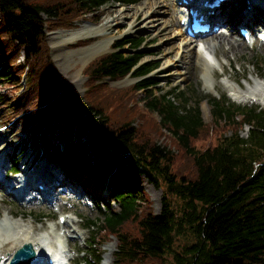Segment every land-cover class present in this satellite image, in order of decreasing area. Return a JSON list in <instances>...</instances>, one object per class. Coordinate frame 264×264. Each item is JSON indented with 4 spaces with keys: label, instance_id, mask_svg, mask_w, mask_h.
<instances>
[{
    "label": "trees",
    "instance_id": "obj_1",
    "mask_svg": "<svg viewBox=\"0 0 264 264\" xmlns=\"http://www.w3.org/2000/svg\"><path fill=\"white\" fill-rule=\"evenodd\" d=\"M108 1L134 0H0L2 121L18 119V133L27 142L42 138L55 161L67 153L103 176L106 165L85 138L74 136L79 122L98 145L112 147L120 162L163 187L155 211L134 178L132 188L116 183L119 208L86 218L92 232L77 264H102V244L113 234L111 264H264V108L222 92L207 97L205 117L200 99L191 100L186 89L157 95L149 73L158 63L141 59L142 35L117 39L84 64L86 107H80L50 55L46 30L72 26L89 12L100 19ZM128 74L138 78L122 85L105 79ZM63 136L69 137L65 149ZM18 164L19 158L13 167Z\"/></svg>",
    "mask_w": 264,
    "mask_h": 264
},
{
    "label": "rangeland",
    "instance_id": "obj_2",
    "mask_svg": "<svg viewBox=\"0 0 264 264\" xmlns=\"http://www.w3.org/2000/svg\"><path fill=\"white\" fill-rule=\"evenodd\" d=\"M145 1L146 0H134L132 2L108 1L105 12L101 15L100 19H94V17H92L91 13L89 12L88 14H85L82 17L74 19L75 23H73V25L69 27L77 26L83 20L99 22L106 18L111 19L120 12L129 11L130 14H127L124 17V23H115L109 27L110 32H121V34L114 38L110 48H108L107 50L113 49V43L117 39H121L126 35L144 36L145 39L140 45V50L144 52L141 59L158 63V65L154 67L149 73V76H152L155 80L154 85L149 86H151V88L155 91L157 95H160L165 90L170 89L171 87L173 90L176 91H178L179 89H186L187 94L190 95L191 100H194L195 98L200 99L203 115L205 117H208L210 111V103L208 102L207 97L209 95L220 96L222 92H226V94L231 99L237 102L257 103L259 104V106L264 108V94L256 93V99L252 97L254 95H251V92H247V96H244L241 93L240 95L236 96V91L229 85L232 84V87H239V91L242 92L248 90L250 86H253L255 84V79L256 81L260 82L261 85H264V63H262L261 61L264 56V42H260L257 38V35L255 40L253 41H245V43L241 41L243 42V47L241 49H236L234 52L227 48L228 44L226 42H223L222 47L228 50L227 54H223L220 51H214L212 46H209L208 48L204 47L201 39L206 40L208 36L211 35L207 33L209 32V30L205 31L199 35L198 44L196 42V46L201 45V47L204 48L203 52L205 55V57L202 58L198 56H196L197 58H193L194 60L198 59L196 60L198 64L191 65V61L189 62L188 54L183 59V61L178 60L177 64L165 66L169 63L165 61L166 57H162L161 55L163 49L165 50V47L166 45H168V43L159 44V41L161 40V36L159 35H154L150 37L151 34L153 35L155 33L156 29L150 31V29H145L144 27H142V23L144 22V20H142V13L136 16L133 15V17L131 15V11H134L136 7L141 6ZM165 1H167L169 5H164V7L168 8V11L164 13V16L167 17V19H170L171 15L174 14L176 10H174V7L172 5L170 6V3L172 2L171 0ZM229 1H232V4H234L232 7H230V10L228 11L229 15L235 17L238 16L235 20H240L242 18V14L241 10L237 7L240 6V4L236 6L237 8L235 11L233 8L235 4L237 2H240L241 0H228V2ZM227 9H229V6ZM255 17L256 14H253L252 18L254 19ZM261 17H264L263 10L261 12ZM1 18L2 17L0 13V20ZM175 18L178 19V16H175ZM130 19H133L134 25L132 27V30L126 31V26L130 24ZM234 22L235 21L232 20L231 26L229 24L228 28H222L225 29L227 32H232L233 36L237 38L236 36H240L238 35V30ZM69 27H49L46 30V38L48 40L49 46L51 47V50L49 51L50 55L51 57L53 56V60L57 68L62 72L64 78L71 82L76 92V97L79 106L85 108V89L88 85V75L84 74L83 69L84 64L90 58H92L94 54L86 58V51L82 52L80 48L88 45L95 37H81L87 38L88 40H85L84 42H77V40L80 39V37H78L77 40L70 41L68 44L62 43L55 46L54 43H52L55 37L51 32L60 28ZM178 28V22H176L172 25L171 30H177ZM182 38H184L183 35H177L175 36V38L172 37V40H174L175 43H178L182 40ZM189 46L188 48H191V46ZM123 48H125L126 50H132V47L128 45H125ZM23 58L24 53L22 52L19 56V60H23ZM78 58L79 60L76 61V59ZM203 59L204 62L206 61L209 64H213L214 67H206L207 65H204L203 62L201 63V60ZM170 70L172 71L169 72ZM204 73H208L209 76L208 74H206L205 76ZM25 78L27 81V77L24 76L21 80V83L19 82L20 88L24 86ZM136 78L138 77L134 76L133 74H128L124 77H119L116 79L105 77V79L109 81L108 83L118 85L131 82ZM208 83L211 84V87L208 86ZM145 89L146 88L140 89V92L145 93ZM175 100L178 101V98L176 96ZM17 120L18 119H16L15 122L2 121V113H0V133H2L4 136V139L3 141H1L0 145L3 143L1 147L5 151L2 152V162L4 165L7 166V163H9L8 157H10L11 154L12 156H15V154L18 153L20 158L19 166L20 168H22L21 171L10 174V177L19 176V178L21 179L23 178V174L25 173L26 178H28L31 176V172H34L35 178L42 179L44 175L40 173V171L52 172L54 174L59 175L63 171L62 167L59 165L61 163L63 167L67 168V170L72 173V175L74 174L78 176V178H82L83 180H85V182L89 184L92 183L95 186L96 191L99 193L97 195L98 197L95 194V197L90 196V198L93 200L92 203H88L82 200L81 198L76 197L69 189H65V182L68 179L67 176H64L61 181H59L61 183L58 185V187L57 180H59V176H56V180L54 181V183H52V188L54 189L52 193L57 196V203H55V201L50 202L47 199L43 198L38 189H32L31 187L29 195L33 196L29 201H25L24 203L19 202L13 194L7 193L2 190L3 195L0 194V222L3 221L5 223L6 220V223L21 222L23 224H32L34 227L38 228L42 234L49 236L51 244H54L57 241L58 237H60V235L64 233V231L62 230L67 231L66 236H64L66 238L63 239L65 241V245L68 248L67 256L72 261V264H74L76 257H81V254L79 253L80 248H85L87 246V242L92 232L87 226H85L84 221L86 220V218L90 217L97 219V215L101 213V209H105L107 208V206H110V208L113 209L119 208V203L115 200L113 194L115 186L128 184L132 188L133 182H131L130 179L134 178L136 182L141 184L149 193V197L152 201L154 210L158 211L160 209L163 187L155 185L153 182L149 181L144 175V173L133 168L131 165L120 162L112 147L98 145L94 140L89 137L87 129L81 123H76L74 136L85 138L89 147L88 149L92 152V155L97 158L99 163L106 165L107 172L103 176H100V170L98 168L89 169L87 165L82 163L80 160L78 161L76 157L70 156L67 153L65 154V151L63 153L65 154V156L61 157L62 161H55L51 155L46 153L44 148L46 144L42 138L39 141L32 140L27 142L29 136L26 138L24 134L21 136V133H18ZM248 128L249 125L246 124L241 130V133L244 135L247 134ZM68 139V136H63L59 138V143L61 147H63V149H65V145ZM159 141L163 143L165 141V137L159 138ZM103 147H108L114 152L113 154L111 151H109L104 155L106 161L102 158L103 153L101 148ZM34 153H36V159L33 160L34 162H31ZM37 161L38 166H36ZM27 165H29V167H27ZM117 166L121 167L116 169ZM69 179L78 181L77 179L73 178ZM116 183H118V185H116ZM85 188L86 191H88L87 184L85 185ZM24 194H26L27 196V190L24 192ZM60 212L65 213L66 216L67 214L72 215V217L74 216L75 224L73 226L64 227L63 224L61 225L60 223H58V214ZM57 223L59 225H57ZM73 229H76L77 232H73ZM50 230H53L54 233L49 234ZM78 232L80 234H78ZM185 237L190 240L189 236ZM112 243H115V245L112 250L111 256L109 257L107 255L109 251L107 250H110V244ZM115 248H117V236L113 234L111 238L107 239L102 244V264H111L114 258ZM11 255H9V259ZM45 256L46 255L43 250L44 262ZM5 259V256H3L2 259L0 256V264L4 263Z\"/></svg>",
    "mask_w": 264,
    "mask_h": 264
},
{
    "label": "bare ground",
    "instance_id": "obj_3",
    "mask_svg": "<svg viewBox=\"0 0 264 264\" xmlns=\"http://www.w3.org/2000/svg\"><path fill=\"white\" fill-rule=\"evenodd\" d=\"M171 1L172 2L170 3V6L172 5L174 7V10H176V12L171 15L170 19H167V17L164 16V13L166 11H168V8L164 7V5H167V6L169 5V3L165 0H146L145 2H143V4L141 6H138L135 8L134 11H131V15L133 17V15L136 16V15L142 13L143 14L142 20H144V22L142 23V27H144L145 29L148 28V29H150V31H153L154 29H156L155 33L153 35L151 34L150 37H152L154 35H159V36H161V40L159 41V44L160 43H162V44L168 43V45H166V47H165V50L163 49L162 55H161L162 57H166L165 61H167V63H169L165 66H169L171 64H177L178 60L183 61V59L188 54H189L188 55L189 62L191 61L190 62L191 65L198 64L196 61L198 59L194 60L193 58H195L196 56L201 57V58L205 57L204 52H203L204 48H202L201 45L196 46V39L197 38H193V39L191 37L189 38L187 36V33H186V31H187L186 27L182 26V24L180 22V18L183 15H185L182 12V8L184 7L186 2L182 1V0H171ZM252 1L253 0H251V2ZM262 1L264 2V0H262ZM229 10L230 9H227L224 11V8H222V5H221L217 8H215V11L213 12L214 14L210 13L207 15L209 21L211 22V27L209 29V32H207V33H209L211 35L208 36V38L206 40L201 39L204 47L208 48L209 46H212L214 51L217 50V52L220 51L223 54L228 53V50L226 48L222 47L223 42H226L228 44L227 48L233 52L236 49H241L243 47V42L245 43V41L243 39H241L238 36H236L237 38H235V36H233L232 32H227L225 29L222 28V27L228 28L229 24L231 26L232 18L230 17V15L228 13ZM127 14H130L129 11L120 12L119 14H117L116 16H114L111 19L106 18V19H103L99 22H94V21L92 22L91 20L90 21L83 20L80 24H78L75 27L60 28V29L54 30L53 32H51L55 37V39L52 43H54V45L56 46V45L62 44V43L68 44L70 41L77 40L78 37L81 38V37H87V36L88 37L94 36L95 38L88 45L81 47L80 50L82 52L86 51V53H87L85 55L86 58L93 55V54L96 55L100 52L105 51V49L107 50L108 48H110L111 43L113 42L114 38L116 36H118L119 34H121V32H119V33L110 32L109 27L115 23H117V24L124 23L125 22L124 17ZM175 16L176 17L178 16V19L175 18ZM133 19H130L131 21H130V24L128 26H126V31L132 30V27L134 25ZM176 22H178L179 28L177 30L176 29L171 30L172 25L175 24ZM177 35H183L184 38H182V40L180 41L181 43L180 42L175 43L174 40H172V37L175 38V36H177ZM241 41H243V42H241ZM197 44H198V42H197ZM189 45L191 46V48H188ZM195 46H196V48H195ZM155 51H152V52H155ZM52 58H53V56H52ZM83 59H84V56H83ZM204 59L201 60V63L203 62L204 65H207L206 67H214L213 64H209L206 61L204 62ZM78 60H79V58L76 59V61H78ZM203 68H204V66H203ZM207 70H206V72H207ZM209 70H210V68H209ZM171 71L172 70H170L169 72H171ZM204 71H205V69H204ZM173 72H172V74H173ZM206 74H208V73H206ZM206 74H205V76H206ZM208 76H209V74H208ZM208 80H209V78H208ZM254 83L255 84L253 86H250L248 88V90H246L244 92L239 91V89H238L239 87L236 88V87H232L231 86L232 84H229V85L231 88H233L236 91V96L240 95V93L244 96H247V92H251V95L252 94L256 95V93L264 94V85H261L260 82L256 81V79L254 80ZM208 86L211 87V84L208 83ZM3 139H4V136L2 133H0V143H1V141H3ZM1 145H0V194L3 195L2 190H4L5 192L11 193L14 196L16 195V192L13 190V187L9 186V182L12 179L14 180V183L19 184L18 186L20 187V190L22 192H24L25 190L28 189L27 188L28 185L33 187L37 180H41L45 184L44 191L47 194H49V195H46L45 197L46 198H52L54 201L58 202L57 196L54 193H52L54 191V189L52 188V183H54V181L56 180V177L54 179L51 176L52 175L51 172L40 171V173H42L44 175V177H42V179L35 178L34 172H31V176L26 178L25 183L23 182L24 177L20 179L19 176H14V177L11 176L12 179L11 178H9L10 180L6 179L3 176V174L5 172L6 175H8V167L6 165H4L2 162V152H5V151L1 147ZM101 150L103 153V157H102L103 160H105L104 155L106 153H108L109 151H111L114 154V152L108 147H103V148H101ZM33 160L34 159H32L31 162ZM39 165H40V163H39ZM36 166H38V161L36 162ZM120 167L121 166H117L116 169H118ZM47 173H50V175H47ZM10 183H13V182H10ZM80 191H82V189H80ZM68 217H71V216L68 215ZM1 222H3V221H1ZM1 222H0V256H1V259L3 256L6 257L4 263H2V264L8 263L9 255L13 254L14 248L16 249L17 246L20 245L24 240L32 241L34 244V247L36 249V254L32 258V261L30 264H49L47 261V259H48L47 251H52V247H57V243L61 239L60 237H58L57 241L54 244H51L49 236L42 234L39 231V229L34 227L32 224H29V223L23 224L21 222H13V223L7 222L6 223V220H5V223L4 222L1 223ZM74 224H75V221L73 220V222L69 223V224L64 222L63 226L64 227L65 226L66 227L67 226H73ZM57 225H59V224L57 223ZM73 232H77V230L73 229ZM52 233H54L53 230H50L49 234H52ZM63 242L65 243L64 239H63ZM114 245H115V243L110 244V248H109L110 250H107V251H109L107 254L109 257L111 256ZM43 250H44L45 255H46L45 256V262L43 261ZM49 254H51V253H49Z\"/></svg>",
    "mask_w": 264,
    "mask_h": 264
},
{
    "label": "water",
    "instance_id": "obj_4",
    "mask_svg": "<svg viewBox=\"0 0 264 264\" xmlns=\"http://www.w3.org/2000/svg\"><path fill=\"white\" fill-rule=\"evenodd\" d=\"M35 249L31 241H25L21 246L17 247L13 252L10 262L12 264H29Z\"/></svg>",
    "mask_w": 264,
    "mask_h": 264
}]
</instances>
